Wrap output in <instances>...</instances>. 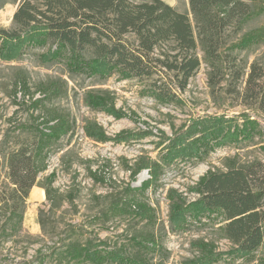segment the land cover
<instances>
[{"label":"trees","instance_id":"obj_1","mask_svg":"<svg viewBox=\"0 0 264 264\" xmlns=\"http://www.w3.org/2000/svg\"><path fill=\"white\" fill-rule=\"evenodd\" d=\"M187 6L180 12L162 0H20L10 28L0 29V56L11 59L25 48L51 43L39 57L42 62H62L69 74L99 80L136 79L162 104L180 103V95L204 65L212 97L232 96L264 113V0H187ZM10 45L16 51H10ZM37 86L28 93L25 72L15 75L13 98H19L17 105L25 106L30 115L13 128L10 141L6 137L0 142L1 147L6 145L0 151L5 169L0 183L1 255L22 237L32 188L43 190L50 212L64 201L53 186L54 171L42 182L38 177L47 170L50 156L62 151V141L74 133L75 120L69 113L48 105L51 98L63 95L67 82L49 78ZM83 100L92 110L122 116L107 90H87ZM240 118V123L236 117L219 116L206 121L205 127L191 125L168 139L167 148L161 140L158 146L165 152L157 159L139 156L127 167L132 179L143 170L149 179L137 188L127 185L119 193L104 195L105 206L96 215L103 223L127 217L142 222L125 242L87 237L82 224L68 225L62 237L52 241L58 227H50L49 216L39 211L43 245L28 264H166L164 227L158 224L154 206L143 199L145 192L157 186L165 167L176 162L172 148L183 135L191 139V149L179 158L196 161L224 145L245 149L262 136L256 119ZM82 130L93 141L112 140L95 122L84 121ZM132 134L122 131L114 139L127 142ZM148 136L143 133L141 138ZM259 144L261 158L243 160L236 152L223 159L221 169H208L190 188L197 195L194 200L167 190L170 231L195 225L231 245L220 251L213 239L200 237L193 241L196 253L186 264H264V142Z\"/></svg>","mask_w":264,"mask_h":264},{"label":"rangeland","instance_id":"obj_2","mask_svg":"<svg viewBox=\"0 0 264 264\" xmlns=\"http://www.w3.org/2000/svg\"><path fill=\"white\" fill-rule=\"evenodd\" d=\"M19 1L0 0V29L10 28ZM162 1L180 12L188 9L187 0ZM51 47V43H48L43 47L25 48L11 59L0 56V142L6 137L10 141L13 128L19 122L29 119L30 114L27 113L26 107L17 105L21 100L18 97L14 99L12 94L13 82L18 71L27 75L28 93L34 92L38 87L37 84L46 79H64L67 82L66 91L61 97L51 98L48 105L69 113L75 120L74 133L71 138L62 141L60 147L62 151L50 156L47 170L38 177V181L42 182L44 177L54 171L53 186L63 195L64 201L59 210L50 212L45 197L32 198L30 191L23 218L22 237L17 243L9 245L3 255L0 254V264H28L29 260L37 255L38 249L43 245L42 236H44L38 223L39 211L49 216L50 227H58L51 235L52 241L62 237V231L68 225L82 224L87 237L107 240L109 243L116 240L125 242L128 234L140 228L142 222L138 223L137 220L127 217L103 223L96 215L105 206L104 195L119 193L127 185L137 188L149 179L146 170L132 179L127 167L131 166L139 156L157 159L165 152L160 149L163 146L167 148L170 140L185 133L191 125L193 128L205 127L206 121L219 116L236 117L240 123V115H247L259 122L262 129L260 138H255L254 142L245 149L238 150L232 145L217 147L203 160L196 161L179 158L187 155V151L191 149V139L183 135L175 141V146L172 148L178 157L176 162L165 167L157 186L148 189L143 196L146 202L154 206L159 226L164 227L162 242L169 253L166 264H186L185 262L196 253L193 241L200 237L213 239L220 251L228 250L231 247L230 243L218 239V236L212 235L209 229L203 230L204 228L193 225L183 231H170L167 221L166 193L172 188L188 201H192L197 195L190 192V188L208 169H221L225 157H231L238 152L243 160L261 158L259 142H264V113L248 108L232 96L212 97L206 83L204 65L190 80L186 92L180 95V103L162 104L145 93L146 84L136 79L119 80L116 76H112L107 80H99L96 77L69 74L62 62H42L40 55ZM9 49L12 52L16 51V46L10 45ZM252 60L253 56H250L249 61ZM91 89L107 90L115 108L121 111L122 116L115 118L104 110L88 108L84 104L83 97L84 93ZM84 121L100 125L105 135L112 140L100 143L85 137L82 130ZM122 131H131L133 137L128 136L127 142L116 141L114 137ZM143 133H148L149 136L141 138ZM163 139V146L159 147ZM5 149V144L0 146V151ZM62 156H64L63 160ZM4 173V165L0 158V183L4 181ZM47 231L52 232V228H47ZM260 253L262 252L259 249L256 257L259 258ZM238 263L239 261H236L235 264ZM216 264L227 263L220 261Z\"/></svg>","mask_w":264,"mask_h":264},{"label":"bare ground","instance_id":"obj_3","mask_svg":"<svg viewBox=\"0 0 264 264\" xmlns=\"http://www.w3.org/2000/svg\"><path fill=\"white\" fill-rule=\"evenodd\" d=\"M31 197L33 198H42V197H44V192H43V190L42 189H32L31 190Z\"/></svg>","mask_w":264,"mask_h":264},{"label":"crops","instance_id":"obj_4","mask_svg":"<svg viewBox=\"0 0 264 264\" xmlns=\"http://www.w3.org/2000/svg\"><path fill=\"white\" fill-rule=\"evenodd\" d=\"M34 189V188H33Z\"/></svg>","mask_w":264,"mask_h":264}]
</instances>
